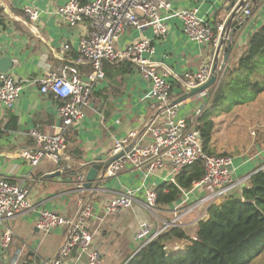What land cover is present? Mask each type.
<instances>
[{"label":"crops","instance_id":"0c3cea01","mask_svg":"<svg viewBox=\"0 0 264 264\" xmlns=\"http://www.w3.org/2000/svg\"><path fill=\"white\" fill-rule=\"evenodd\" d=\"M68 1L0 0V59L8 58L12 62L6 73L22 87L10 109L0 104V178L27 188L26 199L30 205V209L20 212L13 219L0 221V240L5 227L12 231L8 249L3 250L0 244V256L10 264H49L58 259L61 248L68 239L70 227L64 226L44 233L36 227L39 213L49 211L73 220L86 202L91 203L92 210L84 226L93 232L91 249L100 254L98 264H126L136 252L135 234L142 222H149L152 228L162 226L164 222L173 221L181 212L182 206L195 203L204 194L202 189L192 191L191 187L189 191L181 192L178 200L173 203L157 205L153 213L146 210L143 206L145 191H155L165 183L175 184L176 176L172 175L171 165L167 160H163L162 165L149 175H146L143 165L135 166L125 162L115 175L106 174L97 190L78 189L76 182L79 174L74 176L73 173L76 174L80 166L93 161L97 156L110 157L114 141L131 132L144 134L143 143L151 141L147 128H156L165 120L164 107H159L146 97L150 83L138 69L124 63H103L105 77L91 85L90 106L84 109L83 117L65 134V162L56 165L43 157L32 167L22 159L20 153L33 146L28 135L32 129L51 136L62 125L57 112L59 102L51 95L41 94L35 81L63 65L74 63L78 56L79 42L89 35L90 27L86 22L70 27L57 14L58 7ZM77 1L87 3L93 0ZM238 1L169 0L172 10L197 9L198 17L212 26L214 31L217 26L225 25L232 11L230 4L235 2L236 5ZM248 3L251 15L243 16L240 8L229 25V34L235 27L241 25V28L232 36L226 62L228 68L239 60L246 49L248 38L264 22V4L256 3L255 0H248ZM26 9L36 11L37 17L34 20L29 18L25 13ZM166 15L167 13H161V16ZM164 24L166 33L160 38L155 36L151 27L139 30L129 28L120 34L115 48L122 50L139 41H147L152 53L144 54V57L149 58L158 71L166 73V80L171 86V104L185 92L182 85L185 74L212 69L213 48L210 44L192 40L183 31L182 23L177 18H168ZM220 33L222 34L221 31ZM65 45L68 50H64ZM226 49L225 43L219 54L218 67ZM78 70L81 80L87 82L90 68L80 65ZM209 100L210 98L202 97L187 99L178 106L175 118L194 120L195 113L204 110ZM250 104L253 102L242 106ZM235 108L213 118L209 148L211 155L232 151V140H239L238 137H231L233 133L224 119ZM240 153L230 156L233 158L234 179H239L246 173L249 176L264 167L261 166L264 163V149L257 148L252 157ZM66 165L69 170L64 172ZM56 171H61V174L47 176ZM128 190L134 193V204L115 215L106 214L107 203L117 194ZM240 193L241 187L233 191L231 196H239ZM202 214L198 210L180 218V227L186 237L195 236ZM177 243L179 240L173 239L164 244L172 247ZM67 261L71 264H88L87 253L73 251ZM250 264H264V252Z\"/></svg>","mask_w":264,"mask_h":264},{"label":"built area","instance_id":"2783aa9c","mask_svg":"<svg viewBox=\"0 0 264 264\" xmlns=\"http://www.w3.org/2000/svg\"><path fill=\"white\" fill-rule=\"evenodd\" d=\"M247 1L242 7V14L245 17L251 15L250 4H247ZM255 1L264 4V0ZM25 13L32 20L38 15L36 11L30 9H26ZM161 13H167V15L161 16ZM57 14L70 27H74L80 22H86L90 31L89 35L79 42L78 56L74 63L63 65L46 77L35 81L41 94L51 95L59 102L57 112L62 125L57 129V133L51 136L32 129L28 135L33 141V146L20 153L22 159L32 167H35L43 157L52 160L56 165L65 162L67 160L64 155L67 149L65 134L83 117L84 109L90 106L91 85L102 81L105 77L102 69L103 63H124L138 69L145 80L150 83L146 97L159 107H164L165 120L156 128H147L151 134V141L147 143L142 141L144 134L137 132H131L124 138L115 140L110 156H114L126 148H129V151L122 158L113 162L108 167L106 174L113 176L125 162H130L135 166L143 165L146 175H149L162 165L163 160L169 161L174 176L179 175L184 168L196 162H200L204 169L201 179L192 185V191L202 189L203 196L191 205L182 206L181 212L175 219L164 222L162 226L152 228L149 222H142L135 234L136 252L170 227L180 226V218L183 215L201 210L203 212L202 220L206 217L209 207L226 202L231 193L238 186L243 185L244 179L238 181L233 178L232 157L213 156L204 151L199 132L196 129L201 111L196 112L194 120L191 121L175 118L176 110L180 104L170 106L171 86L166 80V73L158 71L156 65L149 58L144 57V54L152 53L147 41H139L122 50L115 48L120 34L129 28L139 30L151 27L155 36L160 38L166 33L165 20L177 18L182 23L183 31L192 40L201 44H210L215 50L222 39L220 31L222 32L223 25L217 26V30L214 31L212 26L198 17L197 9L172 10L169 0H93L87 3L69 0L58 7ZM64 50H68L67 45L64 46ZM80 65L90 68L87 82H83L80 78L78 70ZM209 74V69L185 74L182 85L185 90L197 87L208 79ZM21 88L11 76L0 72V104L6 109L13 106ZM194 97L210 98L209 90ZM83 181L84 174H80L76 182L78 189H83ZM27 194V188L10 183L6 178H0V221H9L20 212L30 209L26 199ZM135 201L133 191H124L107 203L105 213L115 215L119 211L131 207ZM143 206L150 213L156 210L155 191H145ZM91 210V203H84L78 216L73 220L49 211L39 213L36 227L44 233L64 226L70 227L68 239L62 246L58 259L49 264H71L67 259L70 258L73 251L87 253L88 264L100 262L99 252L91 249L93 232L84 226L85 220L91 215ZM11 237L12 231L5 227L0 240L3 250L8 249ZM190 240H195V238L181 240L179 243L173 244L172 247L165 246L164 250H182ZM0 264L10 263L0 256Z\"/></svg>","mask_w":264,"mask_h":264},{"label":"trees","instance_id":"16d2710c","mask_svg":"<svg viewBox=\"0 0 264 264\" xmlns=\"http://www.w3.org/2000/svg\"><path fill=\"white\" fill-rule=\"evenodd\" d=\"M217 76L216 88L209 91L208 106L201 111L196 127L209 155L213 118L252 103L264 93V22L248 38L239 60ZM203 173L200 162L184 168L175 177V184L165 183L155 190L157 205L178 200ZM194 238L182 250H164L167 240L189 239L180 226L170 227L126 264H250L264 252V167L248 176L239 196H230L220 207L207 209L206 217L197 223Z\"/></svg>","mask_w":264,"mask_h":264},{"label":"water","instance_id":"95a60500","mask_svg":"<svg viewBox=\"0 0 264 264\" xmlns=\"http://www.w3.org/2000/svg\"><path fill=\"white\" fill-rule=\"evenodd\" d=\"M237 1V0H234ZM245 0H239L238 3L232 2L230 4V8L232 9L230 16L226 20L225 25H223V31H222V39L220 40L217 48L213 50V67L210 70V74L208 79L201 85L197 87H193L190 89H186L185 92L177 99H175L170 106L176 105V104H183L187 99H190L199 93L209 90L213 91L216 88L217 82H218V72H225L227 70V59L229 52L231 50V42L233 40V34L241 28V25L235 27V29L232 30V32L229 34V25L231 23V20L235 17L238 9L242 8L244 6ZM230 8H227L229 10ZM226 43L227 49L225 50V53L222 56V62L219 64V54L221 51L222 46ZM12 62L8 58H1L0 59V72L6 73L9 68L11 67ZM129 151V148L124 149L123 151L119 152L118 154L114 156H97L93 161L86 162L82 166L79 167V171L77 173H73L74 176L77 174L84 173V181L82 183V188L87 191H95L98 188L99 183L103 180L104 176L106 175L108 167L115 162L116 160L122 158L127 152ZM68 166H65L63 171H68ZM61 174V171H56L55 173H51L47 175L48 177H54L59 176ZM78 175V176H79Z\"/></svg>","mask_w":264,"mask_h":264},{"label":"rangeland","instance_id":"374dc122","mask_svg":"<svg viewBox=\"0 0 264 264\" xmlns=\"http://www.w3.org/2000/svg\"><path fill=\"white\" fill-rule=\"evenodd\" d=\"M224 119L225 123H228L229 130L236 135L232 134L231 137H238L239 140H232V145H234L232 151H224L213 156H231L241 152L240 155L252 157L257 148L264 149V93L258 95L253 104L236 107L231 114L225 115ZM220 126L223 125L220 124ZM247 174L249 173L236 180L244 179L245 181ZM222 204L218 206L220 207Z\"/></svg>","mask_w":264,"mask_h":264}]
</instances>
